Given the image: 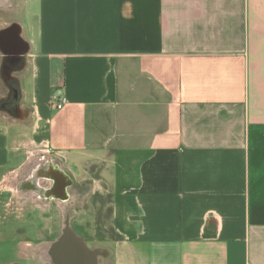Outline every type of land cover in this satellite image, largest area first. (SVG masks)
Listing matches in <instances>:
<instances>
[{"label": "crops", "instance_id": "crops-1", "mask_svg": "<svg viewBox=\"0 0 264 264\" xmlns=\"http://www.w3.org/2000/svg\"><path fill=\"white\" fill-rule=\"evenodd\" d=\"M18 5L0 191L30 218L5 264H264V0Z\"/></svg>", "mask_w": 264, "mask_h": 264}, {"label": "rangeland", "instance_id": "rangeland-1", "mask_svg": "<svg viewBox=\"0 0 264 264\" xmlns=\"http://www.w3.org/2000/svg\"><path fill=\"white\" fill-rule=\"evenodd\" d=\"M12 1L14 3V6H17L21 0H12ZM18 7H19V5H18ZM9 9L7 11L0 12V21L2 19L3 20L5 19L11 24L12 23L16 24V22L23 24V25L27 24L25 22L26 21L25 16L22 17L19 14H17L16 10H13V9L9 10ZM30 21H31V24L35 23L34 20H30ZM0 104H1V101H0ZM7 199H8L7 195L5 193L2 194V192L0 191V229L1 230L2 229L3 230H5V229H13V230L18 229V230H20V227L24 226V223H22V220L24 218H28V217L30 218V216L29 215H26L25 217L22 216L23 213H25V210H23V207L18 206L17 202L15 203V202L9 201ZM9 214L14 215V218H16V219L13 220L14 218L12 217L13 219L8 221L7 217ZM59 215H60V213H59ZM2 216H6V217H3L4 218L3 219ZM31 224L35 225L37 223L31 222ZM39 225H40V223L38 225H35V226H39ZM11 235H12L11 232H7V233H5L4 238L0 239V264H5L9 260L16 259L15 247H14V241L15 240L10 237Z\"/></svg>", "mask_w": 264, "mask_h": 264}, {"label": "built area", "instance_id": "built-area-1", "mask_svg": "<svg viewBox=\"0 0 264 264\" xmlns=\"http://www.w3.org/2000/svg\"><path fill=\"white\" fill-rule=\"evenodd\" d=\"M67 95L59 88L55 91L52 96V103L58 108L61 109L67 103Z\"/></svg>", "mask_w": 264, "mask_h": 264}, {"label": "flooded vegetation", "instance_id": "flooded-vegetation-1", "mask_svg": "<svg viewBox=\"0 0 264 264\" xmlns=\"http://www.w3.org/2000/svg\"><path fill=\"white\" fill-rule=\"evenodd\" d=\"M1 4H4V3H1ZM54 190H57L59 193L63 192L62 189H61V184L56 185V186L54 187ZM66 225H69V221H68V219L65 220V226H66Z\"/></svg>", "mask_w": 264, "mask_h": 264}, {"label": "bare ground", "instance_id": "bare-ground-1", "mask_svg": "<svg viewBox=\"0 0 264 264\" xmlns=\"http://www.w3.org/2000/svg\"><path fill=\"white\" fill-rule=\"evenodd\" d=\"M7 2V0H0V3H6ZM69 227V225H66L65 226V228H68ZM33 247V246H32ZM35 248V247H34ZM36 250V249H35Z\"/></svg>", "mask_w": 264, "mask_h": 264}]
</instances>
